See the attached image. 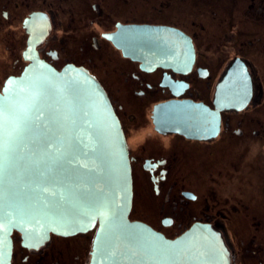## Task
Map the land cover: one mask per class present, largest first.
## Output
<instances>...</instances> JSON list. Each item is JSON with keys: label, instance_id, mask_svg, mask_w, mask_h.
<instances>
[{"label": "flooded vegetation", "instance_id": "af4514ba", "mask_svg": "<svg viewBox=\"0 0 264 264\" xmlns=\"http://www.w3.org/2000/svg\"><path fill=\"white\" fill-rule=\"evenodd\" d=\"M133 25L177 31L158 65L114 44ZM36 61L104 90L128 151L129 220L168 239L202 225L230 264H264V184L243 187L244 163H264V0H0V93ZM142 193L157 224L134 217ZM95 233L34 244L13 231L8 264H88Z\"/></svg>", "mask_w": 264, "mask_h": 264}, {"label": "water", "instance_id": "95a60500", "mask_svg": "<svg viewBox=\"0 0 264 264\" xmlns=\"http://www.w3.org/2000/svg\"><path fill=\"white\" fill-rule=\"evenodd\" d=\"M176 33L161 26H123L113 42L144 67L156 66L159 40H171ZM38 84L51 85L70 123L57 130L41 116L15 168L0 177V264L9 263L13 231L24 241L41 244L51 234L65 236L93 228L88 264H230L221 238L208 227L195 225L168 239L129 220L132 181L127 146L95 78L81 69L58 72L36 61L19 78L7 81L0 98H22L29 86ZM54 140L65 143L63 154L55 151L54 144L45 148Z\"/></svg>", "mask_w": 264, "mask_h": 264}, {"label": "snow or ice", "instance_id": "6c2138e0", "mask_svg": "<svg viewBox=\"0 0 264 264\" xmlns=\"http://www.w3.org/2000/svg\"><path fill=\"white\" fill-rule=\"evenodd\" d=\"M29 87L27 95L22 98H0V177L15 168L19 153L38 126L41 116L57 130L70 123V115L59 107L60 99L51 85L38 84ZM44 123L45 121H40L41 125ZM53 144L55 151L63 154L65 143L54 140L46 144L45 148Z\"/></svg>", "mask_w": 264, "mask_h": 264}, {"label": "rangeland", "instance_id": "374dc122", "mask_svg": "<svg viewBox=\"0 0 264 264\" xmlns=\"http://www.w3.org/2000/svg\"><path fill=\"white\" fill-rule=\"evenodd\" d=\"M148 114V111H147ZM146 128V127H145ZM148 132H150L147 129ZM260 153V152H259ZM261 157V154L259 155V159ZM262 165H264V163H244V169H243V174H244V186L243 187H247L246 190H248V180L250 181L251 178H255V182L257 183V185H263L264 184V179L262 178V176H264V168L262 167ZM251 169L250 173H247L248 169ZM239 175H241V172H239ZM144 179V178H143ZM139 187L140 189H144V181L140 180L139 181ZM143 193L138 196V198H136L135 200V205H134V217H136V219L138 218V216H140L141 213H147L150 214V218L151 220L146 221L149 224H157L159 217L157 215V211H155L153 208L149 209L145 206H143ZM141 218V217H140ZM153 222V223H151Z\"/></svg>", "mask_w": 264, "mask_h": 264}]
</instances>
